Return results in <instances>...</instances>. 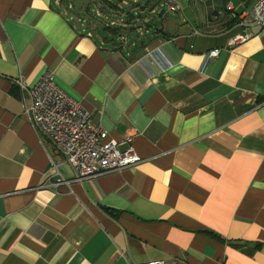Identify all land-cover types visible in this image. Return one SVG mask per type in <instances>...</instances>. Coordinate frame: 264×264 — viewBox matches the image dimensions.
<instances>
[{
  "label": "crops",
  "instance_id": "crops-1",
  "mask_svg": "<svg viewBox=\"0 0 264 264\" xmlns=\"http://www.w3.org/2000/svg\"><path fill=\"white\" fill-rule=\"evenodd\" d=\"M138 1L0 0V264H264L255 0H146L155 16L168 9L155 28ZM91 4L129 26L98 23V34ZM47 72L143 161L73 182L27 113ZM53 164L68 185L52 187Z\"/></svg>",
  "mask_w": 264,
  "mask_h": 264
},
{
  "label": "built area",
  "instance_id": "built-area-1",
  "mask_svg": "<svg viewBox=\"0 0 264 264\" xmlns=\"http://www.w3.org/2000/svg\"><path fill=\"white\" fill-rule=\"evenodd\" d=\"M170 8L176 12L182 8V5L175 1ZM227 9L233 10L232 4L228 5ZM250 17V26L264 30V0H255ZM246 39L247 35L237 36L231 44L243 43ZM219 55L218 49L211 51L205 65L207 66L211 59ZM20 83L25 92L26 86L22 78ZM28 93L32 99V106L27 113L30 114L32 125L42 137L47 138L54 145L63 155L65 162L74 169L76 178L73 182L121 172L143 161L133 146L132 137L120 141L109 139L108 133L92 122L90 113L81 103L69 96L56 83L52 72L45 73ZM53 167L59 180L52 184V187L68 185L70 182L65 181L54 164Z\"/></svg>",
  "mask_w": 264,
  "mask_h": 264
},
{
  "label": "rangeland",
  "instance_id": "rangeland-1",
  "mask_svg": "<svg viewBox=\"0 0 264 264\" xmlns=\"http://www.w3.org/2000/svg\"><path fill=\"white\" fill-rule=\"evenodd\" d=\"M145 1L146 0H139L138 1V3H145ZM132 3H133V0H130V4L132 5ZM95 5V4H94ZM93 4H91V9L93 10V13H94V19H95V25H96V30H97V33L98 34H100V35H102L103 34V31H102V28L100 27V25L98 24V23H101V24H107V23H112L111 21H114L116 24V27H112V28H118L120 25H121V21L123 20V23H125V25H127V26H129V22H128V20H127V13H125L124 14V16H117V15H113V14H111V13H108L106 10H104V9H100V11L99 12H101L100 13V15L98 16L97 15V12H96V10L95 9H97V8H95V6H94ZM129 5V4H128ZM96 6H98V5H96ZM153 6V5H152ZM165 10V12L166 13H168V9L167 8H165L164 9ZM161 11L162 10H160L159 12H158V14H156V16L152 13V11L151 10H148V11H145V15H144V17L142 18V19H146V20H151V22H152V26H154L153 28H155V27H159V25H160V23H159V21H160V19H159V14L161 13ZM178 15V14H177ZM170 17H172V18H176L175 16H173V15H168V18H170ZM122 23V24H123ZM92 24L94 25V22H92ZM123 26H124V24H123ZM145 32V31H144ZM129 33L133 36V35H135V34H137V33H134V32H132L131 33V30L129 29Z\"/></svg>",
  "mask_w": 264,
  "mask_h": 264
},
{
  "label": "trees",
  "instance_id": "trees-1",
  "mask_svg": "<svg viewBox=\"0 0 264 264\" xmlns=\"http://www.w3.org/2000/svg\"><path fill=\"white\" fill-rule=\"evenodd\" d=\"M151 3H152L151 1H146L145 3H139V8H141V13H139V16L137 18L142 19L144 17V12H145L147 7L151 6L150 5ZM115 5L118 9L120 8L118 4H115ZM142 13H143V15H142ZM133 17H135V16H133ZM142 20H145V19H142ZM145 24L150 27L152 25V22H151V20H148V21L146 20Z\"/></svg>",
  "mask_w": 264,
  "mask_h": 264
},
{
  "label": "water",
  "instance_id": "water-1",
  "mask_svg": "<svg viewBox=\"0 0 264 264\" xmlns=\"http://www.w3.org/2000/svg\"><path fill=\"white\" fill-rule=\"evenodd\" d=\"M164 13H165V11H162V12L160 13L159 17L162 18L163 15H164ZM115 44H117V43H115ZM117 45H118V44H117Z\"/></svg>",
  "mask_w": 264,
  "mask_h": 264
}]
</instances>
